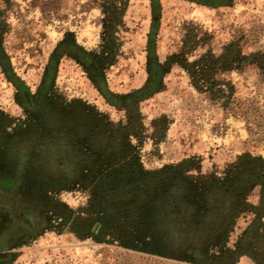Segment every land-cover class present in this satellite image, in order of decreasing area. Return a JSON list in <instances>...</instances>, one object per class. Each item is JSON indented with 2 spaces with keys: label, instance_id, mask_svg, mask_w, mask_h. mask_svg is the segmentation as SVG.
I'll return each mask as SVG.
<instances>
[{
  "label": "rangeland",
  "instance_id": "obj_1",
  "mask_svg": "<svg viewBox=\"0 0 264 264\" xmlns=\"http://www.w3.org/2000/svg\"><path fill=\"white\" fill-rule=\"evenodd\" d=\"M160 4L157 57L162 64L169 62V71L158 93L135 108L110 105L83 68L64 58L54 102L60 109L81 102L113 129L127 127L133 112L136 134L127 141L148 172L184 164L186 176L200 184L210 177L226 179L245 157L264 160V68L242 69L234 63L230 71L210 77L209 82H219L212 91L206 77L198 84L192 77L195 62L207 57L210 65V58H220L231 45L241 56L264 57V0H233L218 8L186 0ZM151 23L149 0H0V40L14 72L32 93L52 52L66 38L90 53L114 52L115 62L105 72L111 92L124 96L140 89L148 77ZM14 94L0 70V112L10 122L7 132L32 123ZM92 188L75 185L54 192L37 187L29 199L18 186L0 192V264H220L222 254L224 264H259L264 258V216L255 211L261 186L251 191L232 231L206 257L198 248L170 257L147 251L142 234L131 238L137 234L132 226L103 222L92 208ZM35 195L43 199V208L32 203ZM189 250L199 251L202 259Z\"/></svg>",
  "mask_w": 264,
  "mask_h": 264
},
{
  "label": "trees",
  "instance_id": "obj_2",
  "mask_svg": "<svg viewBox=\"0 0 264 264\" xmlns=\"http://www.w3.org/2000/svg\"><path fill=\"white\" fill-rule=\"evenodd\" d=\"M149 1L152 23L146 48L148 77L143 87L128 95L114 94L108 87L105 72L115 62L114 52L106 51L105 56L90 53L72 38L57 45L40 86L32 93L14 72L0 40L1 73L15 90V102L32 117L28 127L7 132L10 122L0 112V192L10 193L18 186L21 193L29 197L37 187L56 192L92 184V208L103 216L106 225L132 226L137 234L131 238L136 240L142 234L149 252L158 250L161 255L170 257L173 252L198 248L206 257L208 251L232 231L256 186H261V202L255 211L259 218L264 216V160L245 157L226 179L210 177L200 184L186 176L184 164L148 172L138 163L127 141L130 135L136 134L138 118L133 112L127 127L113 129L81 102L60 109L53 100L56 74L64 58L76 61L98 94L116 107L135 108L161 90L169 62L162 64L157 57L160 0ZM186 1L218 8L233 0ZM121 16L122 13L120 19ZM232 46L220 58H210V65L207 57L195 62L192 76L196 77L195 83L206 77L205 82L212 91L219 82H209L210 77L218 71H230L234 63H239L242 69L264 68L262 55L241 56L232 51ZM27 184L30 185L28 192L23 190ZM33 198L32 203L43 208L41 196ZM122 232L128 234L129 230L125 228ZM224 255L220 257V264H224ZM3 258L0 254V261ZM259 264H264V258Z\"/></svg>",
  "mask_w": 264,
  "mask_h": 264
},
{
  "label": "water",
  "instance_id": "obj_3",
  "mask_svg": "<svg viewBox=\"0 0 264 264\" xmlns=\"http://www.w3.org/2000/svg\"><path fill=\"white\" fill-rule=\"evenodd\" d=\"M188 254H189V255H193V257H194L195 259H199V260L202 259V255H201V253H200L199 251H197V250H189V251H188Z\"/></svg>",
  "mask_w": 264,
  "mask_h": 264
}]
</instances>
